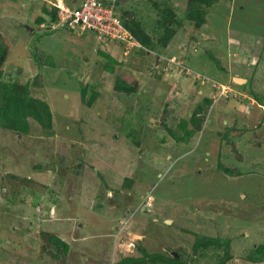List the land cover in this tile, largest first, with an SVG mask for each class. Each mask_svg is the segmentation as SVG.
Masks as SVG:
<instances>
[{
  "label": "rangeland",
  "instance_id": "1",
  "mask_svg": "<svg viewBox=\"0 0 264 264\" xmlns=\"http://www.w3.org/2000/svg\"><path fill=\"white\" fill-rule=\"evenodd\" d=\"M51 5L0 0V104L29 83L54 113L27 134L0 119V264H221L224 245L195 248L205 236L229 240L224 264H264L248 259L264 243V0H125L154 43L173 29L155 51L52 30ZM122 76L136 89L118 90Z\"/></svg>",
  "mask_w": 264,
  "mask_h": 264
},
{
  "label": "trees",
  "instance_id": "2",
  "mask_svg": "<svg viewBox=\"0 0 264 264\" xmlns=\"http://www.w3.org/2000/svg\"><path fill=\"white\" fill-rule=\"evenodd\" d=\"M206 2H210L211 0H203ZM121 5L120 0H117V4L115 6L116 14L120 17L122 23L125 25V27L134 35L136 39L148 50L152 49L155 51V45L156 43L165 42L162 45H165L169 42V39L171 38L173 34V29L170 28V31H168L164 36H161V39L154 43L153 42V35L155 33H158V30L148 31L144 24L133 18H127L125 15H122V13L119 12V6ZM44 11L47 12L51 18V21L56 20V9L55 7L51 6V8H47L46 6L43 7ZM196 10V11H195ZM195 10H191L188 13L187 18L189 20H196L197 24L201 25L200 15L203 13L202 11H199L195 8ZM127 13V12H126ZM171 17V18H167ZM174 16L173 12L168 13V16H166L167 20H172ZM165 18V17H164ZM37 23H42L45 20V16H39L37 19ZM164 20V19H163ZM160 18L156 19V23L158 25H162V21ZM74 31L73 29H70ZM106 57H108L110 63H107L105 66L106 68H109L110 70H113V63L117 62L113 57L110 56V54L101 52ZM1 53H0V59H1ZM128 76H122L117 80L116 82V88L118 90H121L122 92H130L131 90H135V86L129 82ZM8 87L7 93L4 94L5 97H2L3 103L0 104V119L3 123V126L9 127L11 129L17 130L20 134L21 133H29L31 131V121L32 119L39 123L41 126H54L53 125V118L54 113L51 108V104L47 101L46 98L44 99H34L30 95V84L27 83L24 87L23 91L17 90L15 88V84L7 85ZM85 90L82 93V96L85 97ZM257 95V94H255ZM256 99V98H255ZM257 100V99H256ZM212 101L210 99L206 100V103L210 104ZM264 105V101L261 103ZM192 120V118H191ZM199 124V121L194 118L193 123ZM181 127L186 130L185 135L183 136L184 140H187L190 135L192 134L191 129H188L185 127L188 122L185 119H182L180 121ZM221 168L225 169L223 166ZM234 174H237L238 171H234ZM131 182V181H130ZM128 184V183H126ZM50 241L49 250L54 254L55 257L61 256V255H67L70 250V245L67 241L59 237L58 235H50L48 237ZM224 245L225 246V252L224 256L221 258V264H224L226 261H228L231 258V254L229 252V240L222 239L220 237H207L205 236L201 240L196 241L195 248L197 249L200 246H209V245ZM144 255V256H143ZM142 256H125L122 257L120 260L116 262V264H141L146 261H165L170 264H179L180 258L178 257H172L169 258L161 253H154L149 254L145 253ZM248 259L252 263H260L264 261V243L258 244L256 247L251 249L248 255Z\"/></svg>",
  "mask_w": 264,
  "mask_h": 264
},
{
  "label": "built area",
  "instance_id": "3",
  "mask_svg": "<svg viewBox=\"0 0 264 264\" xmlns=\"http://www.w3.org/2000/svg\"><path fill=\"white\" fill-rule=\"evenodd\" d=\"M56 9V20L51 21V29H81L92 30L110 41L125 43L127 47L137 42L132 33L122 23L116 14L117 0H81L72 6L64 0H49ZM143 46V45H142ZM140 46V47H142ZM175 62V60H173ZM222 92L226 86L219 84Z\"/></svg>",
  "mask_w": 264,
  "mask_h": 264
},
{
  "label": "water",
  "instance_id": "4",
  "mask_svg": "<svg viewBox=\"0 0 264 264\" xmlns=\"http://www.w3.org/2000/svg\"><path fill=\"white\" fill-rule=\"evenodd\" d=\"M124 3V1H122V4ZM128 15L130 16V15H132V13H128ZM129 18V17H128ZM28 29L30 30V27H28ZM238 82H243V81H245V79H243V78H238V77H236L235 78ZM167 223L169 224L170 223V220H167ZM176 253V255H178V252H175Z\"/></svg>",
  "mask_w": 264,
  "mask_h": 264
},
{
  "label": "clouds",
  "instance_id": "5",
  "mask_svg": "<svg viewBox=\"0 0 264 264\" xmlns=\"http://www.w3.org/2000/svg\"><path fill=\"white\" fill-rule=\"evenodd\" d=\"M120 2L122 3V0H120ZM57 29H61V28H57ZM66 29V28H65ZM52 30H56V29H52ZM73 30H75V29H73ZM236 78V77H235ZM238 78H241V77H239L238 76ZM210 80V79H209ZM220 83V82H219ZM149 204V203H148Z\"/></svg>",
  "mask_w": 264,
  "mask_h": 264
},
{
  "label": "crops",
  "instance_id": "6",
  "mask_svg": "<svg viewBox=\"0 0 264 264\" xmlns=\"http://www.w3.org/2000/svg\"><path fill=\"white\" fill-rule=\"evenodd\" d=\"M65 1V0H64ZM122 1H125V0H122ZM81 2V0L79 2H77V4H74L72 6H75V5H78L79 3ZM76 3V2H75Z\"/></svg>",
  "mask_w": 264,
  "mask_h": 264
},
{
  "label": "flooded vegetation",
  "instance_id": "7",
  "mask_svg": "<svg viewBox=\"0 0 264 264\" xmlns=\"http://www.w3.org/2000/svg\"><path fill=\"white\" fill-rule=\"evenodd\" d=\"M150 204V203H149Z\"/></svg>",
  "mask_w": 264,
  "mask_h": 264
}]
</instances>
